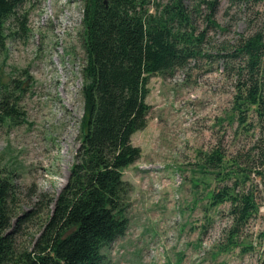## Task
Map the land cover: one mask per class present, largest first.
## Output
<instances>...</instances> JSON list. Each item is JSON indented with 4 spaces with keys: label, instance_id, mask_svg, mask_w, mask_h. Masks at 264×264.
I'll list each match as a JSON object with an SVG mask.
<instances>
[{
    "label": "rangeland",
    "instance_id": "1",
    "mask_svg": "<svg viewBox=\"0 0 264 264\" xmlns=\"http://www.w3.org/2000/svg\"><path fill=\"white\" fill-rule=\"evenodd\" d=\"M183 1L195 34L206 29L204 55L172 74L149 78L147 125L131 136L141 155L123 170L130 184L128 228L102 252L106 264H261L264 181L252 175L260 204L247 240L256 246L243 255L239 248L217 251L231 223L229 205L212 208L206 219L204 195L214 180L209 177V188L203 182L194 188L191 179H203L192 172L198 171L200 151L220 145L231 157L246 153L256 137V130L239 129L231 112L235 76L228 59L215 56L227 53L241 34L264 27V0H217L216 27H207L205 5ZM82 14V0H25L6 21L0 45V98L9 106L15 102L19 116L0 121V176H10L16 185L12 207L28 218L17 244L29 250L68 181L81 143Z\"/></svg>",
    "mask_w": 264,
    "mask_h": 264
},
{
    "label": "trees",
    "instance_id": "2",
    "mask_svg": "<svg viewBox=\"0 0 264 264\" xmlns=\"http://www.w3.org/2000/svg\"><path fill=\"white\" fill-rule=\"evenodd\" d=\"M24 1L0 0V45L6 21ZM197 1L207 9V27L218 26V1ZM154 2L82 0L81 143L68 181L30 250L17 244L21 224L28 218L12 207L16 185L10 176H0V264H106L102 248L125 234L130 184L123 170L141 155L131 136L147 125L148 80L155 74H172L204 55L206 29L195 34L184 1ZM215 57L227 58L226 67L235 76L231 112L239 129L246 134L256 130V137L246 153L231 157L220 145L200 151L198 171L192 172L203 179L191 182L194 188L200 182L209 188V177L213 178L214 186L204 195L206 219L209 210L228 204L231 221L216 249L239 248L244 255L256 246L247 240L260 204L252 175L264 181V27L241 34L227 53ZM13 117H19L15 102L9 106L0 98V121ZM258 235L264 243V231Z\"/></svg>",
    "mask_w": 264,
    "mask_h": 264
}]
</instances>
